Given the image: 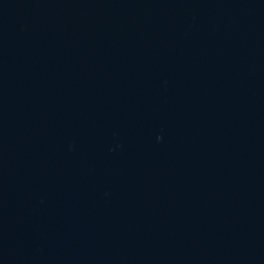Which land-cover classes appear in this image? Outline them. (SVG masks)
<instances>
[{
  "label": "water",
  "instance_id": "water-1",
  "mask_svg": "<svg viewBox=\"0 0 264 264\" xmlns=\"http://www.w3.org/2000/svg\"><path fill=\"white\" fill-rule=\"evenodd\" d=\"M0 264H264V0H0Z\"/></svg>",
  "mask_w": 264,
  "mask_h": 264
}]
</instances>
